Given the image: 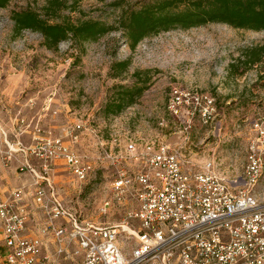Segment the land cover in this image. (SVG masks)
Instances as JSON below:
<instances>
[{"label":"rangeland","instance_id":"rangeland-1","mask_svg":"<svg viewBox=\"0 0 264 264\" xmlns=\"http://www.w3.org/2000/svg\"><path fill=\"white\" fill-rule=\"evenodd\" d=\"M154 1L60 0L56 10L46 8L50 0H9L0 7V147L27 150L35 136L48 135L90 158L99 154L101 140L157 136L183 148L197 165L212 161L218 173L242 184L257 134L253 124L264 121V53L256 64L242 60L247 49L264 45V30L209 22L161 31L134 49L121 29L95 41L69 37L57 49L40 32L14 30L13 15L23 10L50 22L119 26L126 11ZM176 95L182 100L177 113ZM119 103L121 111L107 112L109 104ZM262 156L264 161V151ZM27 158L38 163L23 150L10 160L0 154L2 181L31 183L32 174L22 169ZM60 167L49 175L83 219L121 221L118 214L100 213L113 178L106 161L97 162L83 182ZM252 191L264 202V168Z\"/></svg>","mask_w":264,"mask_h":264},{"label":"built area","instance_id":"built-area-1","mask_svg":"<svg viewBox=\"0 0 264 264\" xmlns=\"http://www.w3.org/2000/svg\"><path fill=\"white\" fill-rule=\"evenodd\" d=\"M181 102L176 95V113ZM253 129L242 184L157 136L101 140L90 158L60 137L35 136L19 148L38 161L22 163L31 184L0 196L5 263L264 264V202L252 191L264 168V121ZM19 150L0 154L10 160ZM59 161L81 182L106 161L113 178L100 213L121 221H87L71 208L49 175Z\"/></svg>","mask_w":264,"mask_h":264},{"label":"trees","instance_id":"trees-1","mask_svg":"<svg viewBox=\"0 0 264 264\" xmlns=\"http://www.w3.org/2000/svg\"><path fill=\"white\" fill-rule=\"evenodd\" d=\"M9 0H0L5 7ZM60 0H50L47 9H59ZM15 33L31 29L45 36L46 45L57 49L69 37L76 41H95L101 36L121 29L127 43L134 49L145 38L174 28H190L209 22L227 23L235 28L264 30V0H156L140 8L126 11L119 26L98 20L78 23L50 22L34 10L15 12ZM264 45L245 51L242 62L248 66L262 60ZM128 61L120 63L122 67ZM114 107H117L116 109ZM124 105L109 104L107 112L118 113Z\"/></svg>","mask_w":264,"mask_h":264},{"label":"crops","instance_id":"crops-1","mask_svg":"<svg viewBox=\"0 0 264 264\" xmlns=\"http://www.w3.org/2000/svg\"><path fill=\"white\" fill-rule=\"evenodd\" d=\"M57 164L60 165V166H62L59 169L62 168V170H66L67 171V168L64 167L65 165H64V163L62 161L59 162V163H57ZM57 164L55 165L56 167H57ZM2 171L3 172L6 171L5 168L4 169L2 168V170H0V196H7V195L10 194V192L12 190H14L16 188H19V187H23V186H28V185L31 184V183H29V179L28 180L26 179L25 182L24 181H21L20 183H18L16 185H10L9 183H4L2 181V179H1V177L5 176L4 175L5 173L3 174ZM56 183H57V186H59L58 185L59 182L56 181ZM8 250L9 249H8L6 243H5L3 227H2V224L0 223V264H6L5 262H6V255L8 253Z\"/></svg>","mask_w":264,"mask_h":264}]
</instances>
